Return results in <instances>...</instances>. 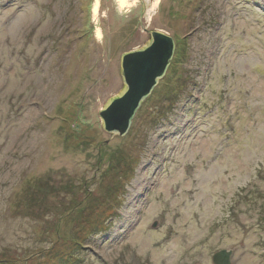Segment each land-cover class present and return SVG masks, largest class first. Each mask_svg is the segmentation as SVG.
<instances>
[{
	"label": "rangeland",
	"instance_id": "obj_1",
	"mask_svg": "<svg viewBox=\"0 0 264 264\" xmlns=\"http://www.w3.org/2000/svg\"><path fill=\"white\" fill-rule=\"evenodd\" d=\"M153 1L97 41L93 0H0V264H264V0ZM149 32L173 58L112 138Z\"/></svg>",
	"mask_w": 264,
	"mask_h": 264
},
{
	"label": "water",
	"instance_id": "obj_2",
	"mask_svg": "<svg viewBox=\"0 0 264 264\" xmlns=\"http://www.w3.org/2000/svg\"><path fill=\"white\" fill-rule=\"evenodd\" d=\"M149 36L142 47L120 56L122 88L108 98L98 114L102 131L112 138L128 133L132 118L165 76L173 58L174 39L162 32H149ZM156 226L155 223L153 227ZM230 257L231 251L221 250L212 256V263L231 264Z\"/></svg>",
	"mask_w": 264,
	"mask_h": 264
},
{
	"label": "bare ground",
	"instance_id": "obj_3",
	"mask_svg": "<svg viewBox=\"0 0 264 264\" xmlns=\"http://www.w3.org/2000/svg\"><path fill=\"white\" fill-rule=\"evenodd\" d=\"M138 0H114L116 9L119 13H128L130 10L136 5ZM100 2L101 0H93V3L91 4V15L92 16V21L95 25L94 28V37L96 38L97 41H101L103 39V33L101 28L98 25V15H99V9H100ZM161 0H155L153 1L152 4V10L154 11L160 4ZM150 17L148 16V19Z\"/></svg>",
	"mask_w": 264,
	"mask_h": 264
}]
</instances>
